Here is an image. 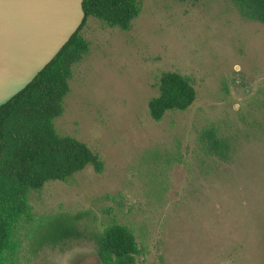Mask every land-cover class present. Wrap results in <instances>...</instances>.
Wrapping results in <instances>:
<instances>
[{"label":"rangeland","instance_id":"obj_1","mask_svg":"<svg viewBox=\"0 0 264 264\" xmlns=\"http://www.w3.org/2000/svg\"><path fill=\"white\" fill-rule=\"evenodd\" d=\"M80 34L87 52L55 126L98 152L103 170L40 191L3 187L0 264H104L87 240L32 253L38 223L78 211L100 230L130 227L135 264H264V23L233 0H142L127 29L90 17ZM166 72L189 78L196 100L154 120ZM211 126L235 149L208 166Z\"/></svg>","mask_w":264,"mask_h":264},{"label":"trees","instance_id":"obj_2","mask_svg":"<svg viewBox=\"0 0 264 264\" xmlns=\"http://www.w3.org/2000/svg\"><path fill=\"white\" fill-rule=\"evenodd\" d=\"M142 0H84L85 19L76 33L46 67L7 103L0 106V251L8 240L6 199L3 187L19 191H40L51 181H69L75 174L92 165L101 172L104 162L85 142L58 132L55 120L64 111V99L70 92L73 67L87 52L80 32L90 17L108 25L127 29L141 11ZM241 13L264 23V0H233ZM158 95L149 101L154 120L168 111L186 110L196 100V90L184 75L163 73L158 82ZM204 156L227 161L234 147L223 139L215 126L202 136ZM86 217L87 220H86ZM31 249L37 255L46 248L56 249L71 241L94 243L104 264H135L138 244L130 227L113 223L100 230L89 212H61L38 223L31 230Z\"/></svg>","mask_w":264,"mask_h":264},{"label":"water","instance_id":"obj_3","mask_svg":"<svg viewBox=\"0 0 264 264\" xmlns=\"http://www.w3.org/2000/svg\"><path fill=\"white\" fill-rule=\"evenodd\" d=\"M85 16L84 0H0V106L53 60Z\"/></svg>","mask_w":264,"mask_h":264}]
</instances>
